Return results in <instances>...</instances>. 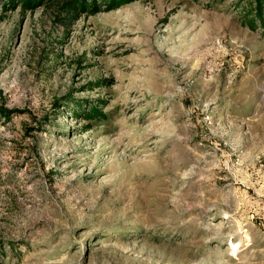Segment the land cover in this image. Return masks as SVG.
Segmentation results:
<instances>
[{"label": "rangeland", "instance_id": "obj_1", "mask_svg": "<svg viewBox=\"0 0 264 264\" xmlns=\"http://www.w3.org/2000/svg\"><path fill=\"white\" fill-rule=\"evenodd\" d=\"M64 2L0 1L1 264H264V27L240 21L246 1Z\"/></svg>", "mask_w": 264, "mask_h": 264}, {"label": "trees", "instance_id": "obj_2", "mask_svg": "<svg viewBox=\"0 0 264 264\" xmlns=\"http://www.w3.org/2000/svg\"><path fill=\"white\" fill-rule=\"evenodd\" d=\"M50 1L52 0H4V3L5 8L7 9L8 7H16L20 5L24 10H34L38 6L46 4ZM99 1L100 0H65L63 7L67 8L70 13L78 16L83 13H95L100 11L101 4L99 3ZM133 1L135 0H104V5L107 10H111L117 9L122 5L128 4ZM245 1V4H239V7H242L240 12V21L245 25L250 26L251 28H257L258 25H262L264 27V0ZM67 104H73V106H69L70 110L75 113V115L83 113V117L87 120L93 121L105 117L104 112H102V108L94 103H89V105L86 107V104L71 99V101H68ZM56 105L59 106V102H56ZM3 114L6 115L5 110H3ZM7 116L10 117L9 114H7Z\"/></svg>", "mask_w": 264, "mask_h": 264}]
</instances>
